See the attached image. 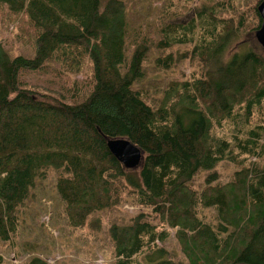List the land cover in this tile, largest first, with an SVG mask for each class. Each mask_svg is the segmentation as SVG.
Masks as SVG:
<instances>
[{
  "label": "trees",
  "instance_id": "obj_1",
  "mask_svg": "<svg viewBox=\"0 0 264 264\" xmlns=\"http://www.w3.org/2000/svg\"><path fill=\"white\" fill-rule=\"evenodd\" d=\"M206 1L188 20L167 23L155 42L187 44L182 56L202 64L190 79L169 81L156 102L148 87L136 86L150 43L135 39L127 53L123 0H0L26 14L34 42L33 54L13 55L0 42V236L15 229L16 206L51 167L74 223L127 191L176 228L185 261L156 243L169 231L158 230L144 210L111 223L115 264L140 263L142 250L148 264H264V166L256 161L264 156V53L229 52L241 30L259 27L260 0H239L247 9L238 19ZM85 59L90 79L69 77ZM174 60L170 51L155 63ZM56 61L60 66L47 68ZM48 69L58 74L56 84L28 83ZM109 137L140 147L136 168L112 154ZM220 160L235 165L229 180L218 179ZM199 170H207L200 190L190 182ZM208 207H215V223L204 218ZM7 264L50 263L32 256Z\"/></svg>",
  "mask_w": 264,
  "mask_h": 264
},
{
  "label": "rangeland",
  "instance_id": "obj_2",
  "mask_svg": "<svg viewBox=\"0 0 264 264\" xmlns=\"http://www.w3.org/2000/svg\"><path fill=\"white\" fill-rule=\"evenodd\" d=\"M123 1L128 22L127 53L130 54L133 49L135 39L143 38L144 42L150 43L142 62L143 75L137 79L136 86L140 89L148 87L151 92L148 100L152 98L157 102L169 81L190 79L202 68L198 59L182 56L187 44L175 43L168 48L155 45V42L164 37V27L167 23L188 20L194 14L193 8L201 0ZM228 1H232L234 7ZM215 2V8L218 7V2L221 3L219 5L220 9L222 8L220 10L222 15L235 19L247 9L239 0H207L206 4L210 6ZM28 27L30 25L27 24L24 12L13 13L6 6L0 7V42L10 54H33L34 42ZM241 31L238 43L234 44L236 41H233L229 52L236 50L241 53L246 47H251L257 52L264 53V48L254 36L255 29L247 30L245 27ZM170 51L175 60L169 66L155 63L156 57L166 56ZM72 52L76 54L77 50L73 48ZM178 56L181 57L177 58ZM88 62V59L82 60L79 68L71 72L69 77L82 81L89 80ZM57 66L60 64L56 61L51 62L47 68ZM25 76L28 78L29 73H25ZM58 81V74L53 69H48L38 72L28 83L46 87ZM87 85L79 92L80 97ZM256 161L264 166V156L257 158ZM234 169L235 165L229 160H220L214 167L221 181L229 180ZM44 172L45 175L36 177L28 195L16 206L15 229L8 230L6 237L0 236V253L5 264L23 262L32 256H41L50 264H115V243L109 232L110 225L113 222L126 223L132 215L142 210L147 213L152 223H156L158 230L163 228L169 231L164 242L156 240V243L166 247L174 258L184 257L185 261V255L175 237L176 228L155 217L151 206L138 204L131 192L122 191L119 202L90 213L82 223H74L67 216L65 202L56 188L57 170L47 167ZM206 172L207 170H199L190 181L199 190L205 186ZM130 189L129 187L128 190ZM204 213L206 221L215 223L213 217L215 207L206 208ZM144 254L145 250H142L135 256L140 261L138 264H148L147 260H143Z\"/></svg>",
  "mask_w": 264,
  "mask_h": 264
},
{
  "label": "water",
  "instance_id": "obj_3",
  "mask_svg": "<svg viewBox=\"0 0 264 264\" xmlns=\"http://www.w3.org/2000/svg\"><path fill=\"white\" fill-rule=\"evenodd\" d=\"M261 17V23L254 31V36L258 43L264 48V0H260L257 5ZM107 146L112 154L119 159L127 168L137 166L143 156V152L134 142L126 137H109Z\"/></svg>",
  "mask_w": 264,
  "mask_h": 264
}]
</instances>
